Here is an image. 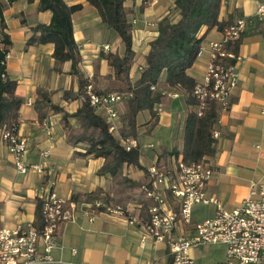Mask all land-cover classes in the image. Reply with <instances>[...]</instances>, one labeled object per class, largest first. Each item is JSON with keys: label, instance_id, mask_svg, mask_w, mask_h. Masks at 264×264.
<instances>
[{"label": "crops", "instance_id": "obj_1", "mask_svg": "<svg viewBox=\"0 0 264 264\" xmlns=\"http://www.w3.org/2000/svg\"><path fill=\"white\" fill-rule=\"evenodd\" d=\"M0 1L5 4L0 21V40L3 34L9 39V44L0 42V47L5 48L7 54L5 73L16 80L15 93L22 99L16 132L26 139L23 160L26 164L40 162L43 166L41 173L31 169L26 173L17 172L0 132V227L34 221L36 198L48 186L58 197L66 200L78 194V201L100 199L111 206L126 207L138 217V221L129 223L124 217L107 212L95 213L89 220L88 215L78 210L72 220L59 225L56 245L51 249L52 260L37 264H168L166 243L154 241L141 223L148 218L142 204L150 198L142 186L150 180L147 172L150 164L173 166L174 159L178 157L165 153L182 145L183 123L190 109L183 91L159 83L163 96L155 105L157 121L150 130L146 129V134L142 133V124L149 121V111L141 120L137 118L139 112L136 115L135 140L142 168L123 166L121 175L138 182V185L117 183L116 178L107 173L98 174L103 158L85 154L84 145L80 142L73 145L68 141L69 132L79 129L75 118L68 117L70 129L63 126L62 113H54L50 109L39 120L33 102L37 86L47 91L56 90L51 101L71 114L83 102L82 95L63 99L62 90L77 91L79 77L86 78L93 85L91 77L94 74L96 87L100 90L112 86L113 78H104L108 65L101 57L107 52L102 45L108 44V51L122 54L120 38L101 22L96 9L86 0H64L68 5L80 4V8L71 15L72 34L80 61L76 72L69 60L59 63V70H55L52 43H26L34 26L50 22L51 12L39 10V0ZM123 5L132 24L131 48L134 55L129 75L136 79L149 43L157 36L158 22L174 6V0H123ZM256 6L257 0H222L218 15V19L226 23L224 28L239 17L246 20L245 27L229 47L239 57L229 60L235 64L238 79L231 91L228 110L219 113L220 135L215 142L216 151L207 158L214 169L207 183V194L214 195L227 210L237 207L248 195L251 182L257 185L264 183V22L256 18ZM221 31L216 27L200 31V34L204 33L200 43L202 51L187 69L195 82L202 81L209 59V42L219 40ZM117 108L119 132L121 115L126 110L125 101ZM96 112L104 116L102 109ZM151 124L148 122L146 127ZM140 134L148 135L150 139L142 141ZM44 149L49 150L46 157L40 155ZM143 157L149 162L145 163ZM169 194L165 192L167 203L177 208L176 200L171 194L170 200ZM152 203L151 199L149 205ZM215 210L213 203L196 204L192 209V221L212 217ZM192 232V225L175 229L177 235L188 236ZM72 248H75V253H72ZM189 253L194 264H219L224 259L225 249L222 244H203L190 248Z\"/></svg>", "mask_w": 264, "mask_h": 264}, {"label": "built area", "instance_id": "obj_2", "mask_svg": "<svg viewBox=\"0 0 264 264\" xmlns=\"http://www.w3.org/2000/svg\"><path fill=\"white\" fill-rule=\"evenodd\" d=\"M255 16L264 22V0H257ZM246 20L237 18L232 24L223 28L219 40L209 42V59L206 63L201 82H195L192 95L197 100L195 112L200 115L206 107L207 100L215 101L218 114L228 110L232 88L237 82L238 73L234 62L239 59L231 50V42L245 27ZM102 49L110 50L108 44ZM202 51L199 47L198 54ZM7 54L4 58V64ZM129 91L95 92L92 84L85 86V98L91 106L104 111L108 131L117 134L121 145L129 150L138 146L135 138L121 137L118 132V104L125 101ZM219 116L211 136L217 140ZM14 128H1V137L5 142L14 168L19 173L29 169L41 173L40 162L26 164L23 154L26 151V139L17 134ZM48 149L40 155L46 157ZM173 166L152 163L148 166L150 180L142 186L153 201L147 208L148 218L141 221L147 234L154 241L166 243L169 255L168 264H194L189 250L203 244H222L225 249L224 259L219 264H264V183L251 182L248 195L241 203L230 210L221 206L214 195L207 194L206 187L213 174V166L207 159L199 162H183L181 156L174 159ZM39 197L41 200L40 226L34 221L12 227H0V264H37L52 260L51 249L56 245L59 225L72 220L79 210L92 220L95 213L107 212L124 217L129 223L138 221V217L120 205H109L100 199L91 201L66 200L60 198L48 186ZM169 192L176 200L177 208L171 207L165 198ZM213 203L216 205L212 217L198 222L192 221V209L196 204ZM192 225L193 232L186 236L175 234V229ZM75 253V248H72Z\"/></svg>", "mask_w": 264, "mask_h": 264}, {"label": "trees", "instance_id": "obj_3", "mask_svg": "<svg viewBox=\"0 0 264 264\" xmlns=\"http://www.w3.org/2000/svg\"><path fill=\"white\" fill-rule=\"evenodd\" d=\"M14 0H7L11 3ZM93 6L101 22L114 30L123 44V52L119 54L107 51L101 54L106 59L108 72L105 79L113 78V85L100 90L96 87V76L92 89L95 92L104 91H129L131 96L126 100V110L121 115V137H136V115L142 110H148L149 121L152 124L150 130L157 121L155 105L163 96L158 88L160 82L169 87L179 88L183 91L186 104L190 107L183 123L182 145L173 147L166 152L175 157L181 155L183 162H199L212 156L215 151L216 140L212 138L211 131L219 116L213 99H208L206 107L198 115L194 106L197 100L192 95L195 80L187 73V69L195 61L204 32L216 27L222 30L226 23L218 19L222 0H174V6L169 9L157 25V36L149 43V49L141 66L139 76L131 79L129 72L133 61L134 52L131 48L132 24L127 19L128 11L123 5V0H86ZM5 4L0 1V21L3 19ZM80 8V4L68 5L64 0H39V10H49L51 19L48 24L34 26L32 34L26 43H52V57L55 59L53 69L59 70L58 64L69 60L71 68L76 72V66L80 61L78 47L73 39L71 15ZM175 14L177 17H175ZM38 32V34H36ZM0 42L9 44L8 37L3 34ZM6 49L0 47V129L14 128L18 124L19 106L22 99L15 93L16 80L10 79L5 73L4 58ZM86 78L79 77L77 91L62 90L63 99H75L80 95L85 96ZM56 90L47 91L41 86L36 88V98L33 106L37 111L38 119L42 120L47 110L54 113H62L63 126L70 129L68 117L72 116L78 125V131L69 132L68 141L75 145L82 143L84 153L93 157L103 158L102 164L97 170L98 174H109L116 178L117 183L136 186L139 183L126 176H122L123 166H137L142 168L139 162V146L126 150L119 139L108 131L106 119L95 111L88 99L69 114L64 108L51 101V95ZM16 129V128H15ZM171 200L170 194L168 195ZM78 200V194L71 197ZM151 199L142 204L146 210ZM41 200L36 198L34 223L40 226ZM176 209V205L174 207Z\"/></svg>", "mask_w": 264, "mask_h": 264}, {"label": "rangeland", "instance_id": "obj_4", "mask_svg": "<svg viewBox=\"0 0 264 264\" xmlns=\"http://www.w3.org/2000/svg\"><path fill=\"white\" fill-rule=\"evenodd\" d=\"M111 30V32L113 33V34H115V36H117V34H116V32L114 31V30H112V29H110ZM147 112H148V110H142V111H140L139 112V114H138V116H137V118H138V120H141L144 116L146 117L147 116ZM148 122H153V120H151V121H148ZM148 122L147 123H144V124H142L144 127H143V134H146V129H147V127H146V125L148 124ZM120 132V131H119ZM143 134H140L139 136H140V138L142 139V141H145L146 139H150V137L148 136V135H143ZM115 135H116V133H115ZM141 151H143L144 150V147H143V145L141 144ZM143 159V161L145 162V163H148L149 161L145 158V157H143L142 158ZM132 166V165H131Z\"/></svg>", "mask_w": 264, "mask_h": 264}]
</instances>
